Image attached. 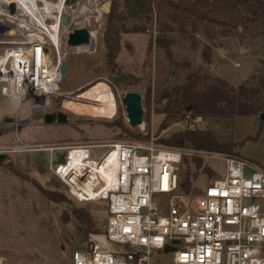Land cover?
I'll use <instances>...</instances> for the list:
<instances>
[{
  "label": "rangeland",
  "instance_id": "obj_1",
  "mask_svg": "<svg viewBox=\"0 0 264 264\" xmlns=\"http://www.w3.org/2000/svg\"><path fill=\"white\" fill-rule=\"evenodd\" d=\"M113 1L81 0L75 7L67 6L59 38L63 61L68 70L54 99L56 105L53 102L50 109L38 111L26 103L16 111L9 100L0 94V146L14 149L0 155L7 157L0 164V259H3L4 264H71L72 253L82 245L73 225L64 221V206L50 201L46 196L48 192L57 191L73 205L88 210L98 225L105 226L107 223V203L76 202L50 172L49 164L51 158L55 157L49 151L52 146H106L111 142L139 141L169 147L160 142L161 139H167L174 133L196 130L209 133L221 144H236L234 154L204 152L237 156L264 169V125L258 117H237L233 120L194 117L183 107L174 106L172 111L178 113L176 121L169 129L159 131L166 117L163 110L169 103L164 99L167 93L184 86L190 76L198 80L201 87L210 86L217 80L239 87L262 68L264 44L249 40L242 43L239 36H224L204 29L195 31L189 27L186 35L175 36L176 44L172 47L173 55L170 57L164 50L158 49L154 42L158 28L156 20L143 32H135L141 23L125 21L122 22L126 32L121 36L117 71L110 78L104 33ZM42 2L57 4L59 0ZM39 6L44 7L42 3ZM84 8L94 14L80 18ZM22 19L24 23L12 25L10 19L0 17V43H20L29 33L36 31L35 26H41L31 16L26 15ZM66 19H71V24ZM52 24L49 20L48 26ZM71 27L89 30L92 34L90 45L70 47L67 41ZM36 29L41 30L38 27ZM207 47L211 48L209 59L205 51ZM122 76H130L134 80L129 85H118L115 77ZM100 83L106 84L113 94L114 117L82 116L65 108L67 102L98 104L81 99L80 96ZM128 92H136L143 97V128L134 129L128 124L122 103ZM60 112L68 116L66 124H45V114ZM199 117L202 120L195 121ZM8 118L14 119V123L6 124ZM117 119L129 132L113 125ZM136 135L144 136L145 139H137ZM186 149L201 151L192 147ZM106 150L101 147L97 153L102 155ZM193 157L203 160L199 169L192 168L196 175L190 193L199 196L209 183L225 173V164L221 160L206 164L202 157L191 152L184 156L183 161L187 158L190 162ZM183 161L182 182L185 181L189 165ZM173 258L172 254L161 256V264H173Z\"/></svg>",
  "mask_w": 264,
  "mask_h": 264
},
{
  "label": "built area",
  "instance_id": "obj_2",
  "mask_svg": "<svg viewBox=\"0 0 264 264\" xmlns=\"http://www.w3.org/2000/svg\"><path fill=\"white\" fill-rule=\"evenodd\" d=\"M37 27L20 43H0V94L16 111L26 103L50 109L63 78L61 48ZM101 147L107 150L99 155ZM12 150L0 146V155ZM49 151L55 155L50 172L74 200L108 207L105 231L90 234L72 253L71 264H161L160 257L171 254L173 264H264V169L259 166L237 156L154 142ZM190 152L206 164H225V173L199 196L181 192L182 161Z\"/></svg>",
  "mask_w": 264,
  "mask_h": 264
},
{
  "label": "trees",
  "instance_id": "obj_3",
  "mask_svg": "<svg viewBox=\"0 0 264 264\" xmlns=\"http://www.w3.org/2000/svg\"><path fill=\"white\" fill-rule=\"evenodd\" d=\"M154 20L158 24L154 42L158 49L164 50L170 57L173 55L172 47L176 44L175 36L186 35L189 27L195 31L204 29L224 36H239L242 43L249 40L264 44V0H114L104 33L106 65L110 78L117 71L116 60L121 49V36L126 32V26L122 22L141 23V27L137 26L135 32H143L153 25ZM205 51L209 59L211 48L207 47ZM192 77H189L184 86L175 88L164 97L169 103L163 110L166 117L160 125V132L169 129L176 121L178 113L172 111L174 106L183 107L194 117L231 120L237 117L259 118L264 113V62L258 73L237 88L224 80L201 87L198 80H193ZM115 78L118 85H129L134 80L130 76ZM261 124L264 125L263 122ZM113 125L129 132L120 119L115 120ZM136 138L145 139L141 135H136ZM160 142L173 148L192 147L227 154H234L236 147L234 143L221 144L209 133L196 130L174 133ZM6 160L7 157L1 163ZM183 163L189 165L181 192L190 194L192 180L196 175L192 168L199 169L203 160L193 157L189 162L185 158ZM61 185L64 186L62 183ZM46 196L55 204L64 206V221L73 225L81 245L86 242L89 234L105 231L106 225H98L88 210L73 205L57 191L48 192Z\"/></svg>",
  "mask_w": 264,
  "mask_h": 264
},
{
  "label": "bare ground",
  "instance_id": "obj_4",
  "mask_svg": "<svg viewBox=\"0 0 264 264\" xmlns=\"http://www.w3.org/2000/svg\"><path fill=\"white\" fill-rule=\"evenodd\" d=\"M39 3H42L44 7H40ZM66 9V0H59L57 4L42 2V0H12L11 2L0 0V17L10 19L9 23L15 25L18 22L24 23L22 18L26 15L31 16L34 21H39L41 31L49 34L59 48H62L59 35L61 28L64 26ZM93 14V12L84 8L79 17L82 18ZM49 20L53 22L50 26H48ZM80 98L98 104L67 102L65 103V108L75 114L93 118H111L115 115L113 94L104 83L97 84L83 92Z\"/></svg>",
  "mask_w": 264,
  "mask_h": 264
},
{
  "label": "water",
  "instance_id": "obj_5",
  "mask_svg": "<svg viewBox=\"0 0 264 264\" xmlns=\"http://www.w3.org/2000/svg\"><path fill=\"white\" fill-rule=\"evenodd\" d=\"M81 0H66V6L75 7L79 5ZM68 24H71V19H66ZM92 40V34L87 29H75L71 27L68 45L72 48H79L90 45ZM68 70L67 65L64 63L61 68L62 76L66 75ZM125 106L127 121L131 128H143L144 127V116L145 110L143 108V97L141 94L136 92H128L122 101ZM260 121L264 123V113L260 115ZM6 124H13L14 119H6ZM44 122L47 125L52 123L66 124L68 122V116L64 113L45 114ZM5 159V156H0V164ZM59 163H64V157H59ZM171 247H167L166 251H173Z\"/></svg>",
  "mask_w": 264,
  "mask_h": 264
}]
</instances>
